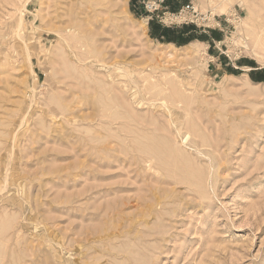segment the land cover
I'll list each match as a JSON object with an SVG mask.
<instances>
[{"label": "rangeland", "instance_id": "obj_1", "mask_svg": "<svg viewBox=\"0 0 264 264\" xmlns=\"http://www.w3.org/2000/svg\"><path fill=\"white\" fill-rule=\"evenodd\" d=\"M142 1L0 0V264H264V0Z\"/></svg>", "mask_w": 264, "mask_h": 264}, {"label": "built area", "instance_id": "obj_2", "mask_svg": "<svg viewBox=\"0 0 264 264\" xmlns=\"http://www.w3.org/2000/svg\"><path fill=\"white\" fill-rule=\"evenodd\" d=\"M165 0H143L141 2L142 9L146 13L147 22L155 19L160 23L164 20H169L170 22H175L177 20H183L181 23L188 24L194 23L196 16V11L193 8L192 2L183 5L177 12L170 13L166 8L163 7ZM160 14V15H159Z\"/></svg>", "mask_w": 264, "mask_h": 264}, {"label": "crops", "instance_id": "obj_3", "mask_svg": "<svg viewBox=\"0 0 264 264\" xmlns=\"http://www.w3.org/2000/svg\"><path fill=\"white\" fill-rule=\"evenodd\" d=\"M172 0H165L164 2V5L163 7L168 9L167 8V5L169 4V2H171ZM181 8V7H180ZM178 10H173V11H169L170 13H175L177 12ZM148 25H149V29H153V28H158L157 30L154 29V32H160L161 31V34L158 35V37L160 36H165V37H168V32L169 31H173L174 28L173 27H169V26H164V25H161V23L155 19L151 20L148 22Z\"/></svg>", "mask_w": 264, "mask_h": 264}, {"label": "trees", "instance_id": "obj_4", "mask_svg": "<svg viewBox=\"0 0 264 264\" xmlns=\"http://www.w3.org/2000/svg\"><path fill=\"white\" fill-rule=\"evenodd\" d=\"M160 37H162V38H164L165 39V36H160ZM167 38V37H166ZM176 39H174V41H175ZM165 41L166 42H172L173 40H171V39H169V38H167V39H165Z\"/></svg>", "mask_w": 264, "mask_h": 264}, {"label": "bare ground", "instance_id": "obj_5", "mask_svg": "<svg viewBox=\"0 0 264 264\" xmlns=\"http://www.w3.org/2000/svg\"><path fill=\"white\" fill-rule=\"evenodd\" d=\"M221 9H222V8H221ZM221 9H220V10H221ZM222 12H223V11H222ZM224 12H225V11H224ZM143 29H144V28H142V30H143ZM142 30H141V32H142ZM33 243H34V242H33Z\"/></svg>", "mask_w": 264, "mask_h": 264}]
</instances>
